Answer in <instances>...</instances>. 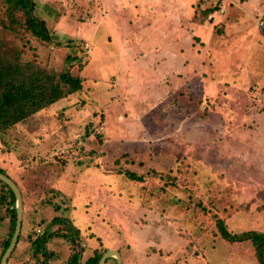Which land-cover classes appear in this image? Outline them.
<instances>
[{
  "label": "rangeland",
  "instance_id": "rangeland-1",
  "mask_svg": "<svg viewBox=\"0 0 264 264\" xmlns=\"http://www.w3.org/2000/svg\"><path fill=\"white\" fill-rule=\"evenodd\" d=\"M32 2L33 14L46 22L50 34L58 38L60 46L56 45L54 39L43 42L30 33L25 36L7 33L3 39L8 48H17L22 59L33 61L54 73L68 71L83 78L82 89L61 103L65 104L64 108L56 106L50 110L42 109L38 115H31L22 121V132L26 137L23 141L31 142L28 155L21 158L23 165L30 163L29 159L42 163L48 159L43 157L49 153H57L53 159L59 164L70 162L68 174L59 181L47 183L39 175L31 178L28 174L25 177L24 191H30L28 203L44 204L42 212H39L41 216L37 218L40 233L31 234L46 235L60 230L69 234V224L53 223L54 218H63L74 224L80 233L76 238V248L61 238L50 239L53 243L48 251L62 259H66L73 250H77L84 261L95 250L116 249L122 264H258L250 241L230 243L223 239L214 225V216L226 224V230L230 233L245 230L264 233V147L255 149L258 156L255 159L252 155L254 150L249 156L245 155V151H249L245 148L250 146V141H247L245 148L234 142L229 143L225 155L217 156L214 160L211 156L208 160L204 158V163L197 162L186 170L183 164L174 165V168L168 166L166 160L161 162V166L146 163L137 156L143 150H133L129 148L128 142L111 139L125 137L136 140V143L137 132L144 126V117L130 119L128 114L132 101L131 97L129 99L130 89L139 90L137 85L140 87L142 84H139L138 70L132 72L128 69L134 51L127 53V48L137 50L136 46H149L155 41L169 43L171 40L172 43L175 33L185 36L183 46L190 44L191 37L192 46L200 45L202 34L198 32L197 36H192L191 17L185 16L186 11L192 9L193 22L202 24L208 21L209 25L204 30L208 35H223L225 26L229 27L228 32L230 30L226 36L249 29L253 44L255 39L259 43L253 47L256 63L252 66L258 73H264V28L256 27L258 16L264 14V0ZM221 7H224V12L220 14L218 11ZM208 8H214L209 15L216 13L215 17H203V11ZM219 17L222 20H218ZM182 18L183 24L179 26L177 23ZM234 20H239L240 25ZM238 38L244 39L240 35ZM244 42L249 43L250 38ZM249 57L243 55L245 65L249 64ZM147 82L151 83L146 78L144 86L149 84ZM128 85H131L130 88H127ZM248 91L253 99L251 107L254 113H264V84H252ZM150 101L139 100L151 106ZM177 103H168L163 113L160 106H151L155 110H149L152 108L143 103L138 108H148L147 114H155L156 124H166L171 133L180 136L179 132L183 129L179 130L174 124L181 127L183 123L175 107L179 109L185 103ZM227 104H223L224 108ZM200 105L196 109L193 104H188L187 120L195 124L204 120L205 112ZM240 105L238 116L249 111L248 105ZM74 111L76 115L73 120ZM117 118H121V123ZM252 119H246L245 122L253 123V129L261 130L264 127V114L258 116V125L249 122ZM226 121V127L232 129L231 132L237 125L240 129L245 126L241 124L243 119H235L234 116L228 117ZM229 123H234L230 129ZM220 128V125L215 126V132L206 138L210 143L204 142L205 147L208 144L210 149L218 143L222 136L218 131ZM162 129L166 130L163 126ZM13 133L9 130L5 138ZM193 135L198 136L196 133ZM172 137L176 138L170 134L167 138L163 137L166 144L156 143L154 151L158 150L157 155L169 152L172 145L166 141ZM202 141L201 137L195 140L196 147L191 149L193 160H197L201 153L206 155L199 149ZM75 146L80 148L76 155ZM126 150L132 155L129 156ZM241 153L245 155L244 158ZM11 158L0 156V163L4 166L18 164L16 160L13 163ZM161 159H164V155ZM35 172L41 173L39 170ZM130 172L138 179H130ZM50 177H53L52 173ZM163 177L167 178V183L163 182ZM21 178L24 179L23 175ZM153 194L158 197L155 198ZM176 198H179L177 202ZM198 202L200 205H196ZM10 220L5 205H0V245L7 237ZM26 224L27 221L23 229ZM176 224L178 228H175ZM34 261L30 264L39 263ZM105 264H116L115 258H108Z\"/></svg>",
  "mask_w": 264,
  "mask_h": 264
},
{
  "label": "crops",
  "instance_id": "crops-1",
  "mask_svg": "<svg viewBox=\"0 0 264 264\" xmlns=\"http://www.w3.org/2000/svg\"><path fill=\"white\" fill-rule=\"evenodd\" d=\"M187 15H190L191 17L189 22L191 23V29L193 30L192 36H197L198 32L202 34V37L200 38V45L192 46L193 40L191 37L190 44L183 46L182 44L185 36L182 34L177 36L175 33L174 41L172 43H170L171 40L169 43H156L155 41L149 46H136L138 47L137 50H129L128 48L126 49L127 53L134 51V58L131 59L132 62L129 60L128 69H131L132 72H136L138 70L137 74L138 79L140 80L139 84H142L140 87L137 85L139 90L136 88L130 89L132 92H129V99L131 97L132 101H130L131 107L129 108L130 110H128V114L130 119H134L135 117L142 119V117H144V126H142V130L137 132L136 143L134 142L136 140L126 139L125 137L118 138L117 140H111H114L115 142L120 140L123 142L126 141L129 143V148H133V150L135 149L137 151L139 150L140 152L143 150V153H139L137 156H139V158L146 163H155L157 166H161V162L166 160L168 162V166H172L174 168V165L176 167L178 164H183L185 165L186 170L188 169L187 167H192V165H196L197 162L204 163V158L208 160L211 156L212 160H214L217 158V156L220 157L225 155L227 145L233 142L240 146H244L245 148L247 141H250V146L245 148V150H249V153L245 151V155L246 157L249 156L251 151L254 150V154L252 155L256 159L258 156L257 153L255 154V149L257 150V148L264 147V127H261V130L253 129L251 127L253 123L245 122V120L253 118L252 120H249V122H254V124L258 125V116L260 117V115L264 114L263 112L254 113V109L251 107L253 99L251 97V92L248 91L249 86L252 84H264V73H258L252 66L253 63H256L254 58L255 56L253 55V47L259 44L258 40L255 39L256 42L254 45V40H252L249 29L247 31H240L239 33L233 35L229 34L226 36V34L230 32V30L228 32V26H225L224 33L221 36H214L212 34L208 35L204 33L205 28L207 25H209L208 21H203L202 24L193 22L192 9L189 10V12L186 11V18ZM215 16L216 13L209 15V18ZM183 19L184 18H182L180 22L177 23L179 26L183 24ZM220 19L222 20V17H219L218 20ZM234 21L237 24L241 23L239 20ZM257 22L256 27H259ZM259 28H264V26ZM239 35L240 37H244L245 40L250 38V42L246 44L244 39L242 40L241 38H238ZM178 39H180V41ZM238 55H240V57ZM243 55H250L249 64H244L245 59H242ZM148 57L152 58L147 60ZM146 78L147 81H151V83L147 82L149 84L144 86V81ZM133 84L134 83L131 81V85ZM131 85H128L127 88H130ZM66 98H68V96L59 99L58 101L43 109L50 110V108H56V106H62L61 108H64L65 104L61 103ZM141 99L151 100L149 102L150 105L154 107L160 106L162 113L163 109L167 108L168 103H171V101H174L175 104L177 102H184L186 104H183L184 107H179V109L175 107L177 112H179L180 120L183 123L181 127H179L177 123L174 124V127L177 126L179 130L183 129L181 132H179L180 136L171 133L170 127L168 128L166 124H156V121L154 120L155 114H147V111L155 110V108L153 109L147 102H139ZM123 102L125 101L123 100ZM143 103L148 104V108L152 109L148 110L147 108L146 110H143V108H138L139 104ZM200 103V106L203 109L202 111L205 112L204 120H201L200 123L195 124L194 121L187 120V115L189 113L188 104H193L194 107L198 109L197 107ZM225 103H228L226 108L223 106ZM240 103H245L248 105L247 107L249 111L246 114L240 112L241 115L238 116L237 113L238 107L241 106ZM206 105H208L207 108ZM41 110L32 114V116L38 115L37 113ZM231 111H233V114ZM249 114L250 116H247ZM73 115L74 120L76 115L75 111L73 112ZM233 116L235 119H243L241 124L243 126L245 125L244 128L240 129L237 125V128L231 132L230 130L232 129L230 128L234 125V123L233 125L229 123L230 130H228L226 127V119ZM219 119L221 120L219 121ZM117 121L121 123V118H117ZM22 123L23 122L17 123L13 128L10 129L11 133H15H13L12 136H7V138H5L8 147L5 148V150L0 149L1 157L5 159L12 157L11 161L13 162V160H16L18 164H7L8 166H4L0 163V166L5 168L6 172L18 182V185H20V188L23 191L25 189L23 186L25 177H27L28 174H30L31 178L35 177V175H39L43 178V181L45 180L47 183L59 181V179L68 174L70 162L68 161L65 165L59 164L58 161L53 159V156L57 155V153H49L46 157H43L48 158L44 159L42 162L43 164L41 162L38 163V160L31 162L29 159L30 163L23 165L24 161L21 158H24V155H28V146H31V142L29 141L25 143L23 141L26 137H24V133L22 132V129L24 130V128H22ZM237 123L239 124L238 121ZM217 125H220L222 128L218 130L222 136H220L221 138L218 140V143L214 146H211L209 149L208 144L206 147L204 146V142L210 143V140H206V138L210 136L211 133L215 132V126ZM162 126L165 127L166 130H163ZM247 127L248 129H246ZM107 131L105 130V132ZM234 131L236 133H234ZM199 132L202 134L198 135ZM194 133H196L198 136L194 137ZM107 134L110 135L109 132H107ZM169 134L176 136V138H168L166 141L170 146L172 145L169 147V152L162 155H157L158 150L155 149L154 151L156 143L166 144L164 141L165 138L163 137L166 136L167 138ZM182 134L184 135L182 136ZM198 137H201L204 140L201 142L199 149H201L202 152H206V155L201 153L200 157L197 156L199 157L197 160H193L194 156H192L193 151L191 149L196 147L194 143ZM21 147L25 148L21 149ZM74 148L77 149V152H75L76 155V153L78 154L80 151V148H76V146ZM210 150H213L214 152L210 153ZM126 152L129 156L132 155L129 150H126ZM163 155L164 159H161ZM245 155L242 156L241 153L243 158ZM159 159L161 161L160 163H157ZM27 165L29 166L26 167ZM59 167L60 170H58ZM35 170H39L41 173L37 174ZM49 172L53 174V177H50L51 173ZM18 174H20V176ZM22 175L24 179L21 178ZM45 175L48 177H45ZM26 193L27 195L24 197L25 205L23 208L24 214L22 217V232L20 230L19 235L20 240L16 244V248L13 253L14 257L8 262V264H22L24 261L27 262L30 260V239L36 236L35 234L30 233H36L37 229L40 231L37 224V218L41 216L39 212H42L41 208L44 206V204H42V202L29 204L28 196L30 195V191H26ZM26 221V227L23 229V226H25L24 222ZM52 243L53 241L49 239L47 242V247L50 248ZM61 260L64 259L59 257L56 260L57 262H54L58 263Z\"/></svg>",
  "mask_w": 264,
  "mask_h": 264
},
{
  "label": "trees",
  "instance_id": "trees-1",
  "mask_svg": "<svg viewBox=\"0 0 264 264\" xmlns=\"http://www.w3.org/2000/svg\"><path fill=\"white\" fill-rule=\"evenodd\" d=\"M213 10L214 8H208V10L203 11V17L206 18ZM33 12L34 3L32 0H0V149L4 150L8 147L5 135L15 124L24 121L32 114L48 107L59 99L65 98L82 89L83 77L74 76L68 71L54 73L53 70H48L33 61L22 59L17 48H13L12 50L8 48L7 43L3 39V36L7 33H20L22 36H25L26 33H30L33 37L43 42L54 39L53 41L56 42V45L60 46L58 38L50 34L46 22L42 19H38ZM0 172L12 179L18 186L24 208V197L27 195V190H21L18 182L6 172L5 168L0 166ZM128 176L133 180L138 179L132 172L128 173ZM162 180L165 183L168 182L167 178L163 177ZM0 189V205H5L6 210L10 213L11 219L7 237L4 238L3 244L0 245L1 253H3L9 244L14 229L15 198L9 187L1 181ZM153 196L155 198L158 197L156 194H153ZM177 199L179 198H176L175 202H177ZM169 205L170 204H167V206ZM196 205H200V203L198 202ZM196 212L199 213L198 211H195V213ZM162 213L163 217H165L164 212ZM214 213L215 212H212V214ZM214 219V225L223 239L230 243L249 240L258 264H264L263 232L245 230L240 233H230L226 230V224L218 216H214ZM52 221L53 223L61 222L69 224V234L64 230H60L59 232H50L46 235L39 234L31 238L29 248L30 260L27 262L24 261L22 264H30L31 262L33 263L34 260V262H39L38 264L98 263L99 258L107 249L101 251L95 250V252L84 261L81 260L80 253L77 252V250H73L67 259L55 263L54 261L59 257H56L53 252L48 251L47 242L49 239L52 237L61 238L71 243V246L73 245L72 248H76V238L79 237L80 233L78 232V228L75 227L74 224H70L66 219L54 218ZM175 222L176 221H173V223ZM175 228H178L177 224ZM15 248L11 252L9 258L13 256ZM1 255L2 254H0V257ZM8 262L9 261H7V264Z\"/></svg>",
  "mask_w": 264,
  "mask_h": 264
},
{
  "label": "water",
  "instance_id": "water-1",
  "mask_svg": "<svg viewBox=\"0 0 264 264\" xmlns=\"http://www.w3.org/2000/svg\"><path fill=\"white\" fill-rule=\"evenodd\" d=\"M0 181L6 184L15 198V224L9 244L0 257V264H7L11 252L14 250L21 229L23 217V200L18 186L8 176L0 172ZM110 257L115 258L116 264H122L119 252L116 249H107L99 258L97 264H105Z\"/></svg>",
  "mask_w": 264,
  "mask_h": 264
},
{
  "label": "built area",
  "instance_id": "built-area-1",
  "mask_svg": "<svg viewBox=\"0 0 264 264\" xmlns=\"http://www.w3.org/2000/svg\"><path fill=\"white\" fill-rule=\"evenodd\" d=\"M222 12H224L223 7H221V8L219 9V13H222ZM257 24H258L259 27L264 26V14H262V15L259 16ZM39 232H40V231L37 229V230H36V233H39Z\"/></svg>",
  "mask_w": 264,
  "mask_h": 264
}]
</instances>
